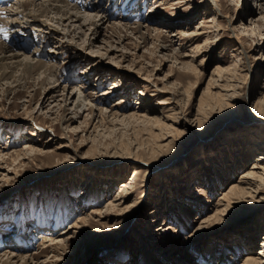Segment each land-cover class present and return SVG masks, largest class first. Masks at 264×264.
Instances as JSON below:
<instances>
[{
  "label": "rangeland",
  "instance_id": "374dc122",
  "mask_svg": "<svg viewBox=\"0 0 264 264\" xmlns=\"http://www.w3.org/2000/svg\"><path fill=\"white\" fill-rule=\"evenodd\" d=\"M89 1L108 10L97 33L94 24L77 28L81 19L65 21L68 34L50 46L39 29L13 36L34 37L32 48L56 66L44 84L36 72L10 90L0 82V232L8 233L0 263L15 252L10 263L21 264L20 249L40 252L32 264H242L250 252L263 256L264 203H234L202 221L264 151V119L253 115L264 104V0ZM12 12L0 15L24 24ZM118 17L124 28L113 27ZM224 92L236 106L219 111ZM164 95L174 102L157 104ZM84 217L66 244L47 247Z\"/></svg>",
  "mask_w": 264,
  "mask_h": 264
},
{
  "label": "bare ground",
  "instance_id": "6f19581e",
  "mask_svg": "<svg viewBox=\"0 0 264 264\" xmlns=\"http://www.w3.org/2000/svg\"><path fill=\"white\" fill-rule=\"evenodd\" d=\"M16 5H17L16 7L14 6L15 8L14 7L13 8H8V7L5 8V9H7L6 11L0 10L1 14H7L8 9L9 10L14 9V12H12V14H15L18 17L24 18V19H22V20H24V24H23L18 20V18H11L10 19L7 17H2L0 15V29H2L0 31V82L5 80L4 82H2V84H5L7 82L8 86L7 85L6 86L9 90L11 87L16 88L18 86H22L25 81H27V83H28V79L31 78L35 72L38 73L39 74L38 77L41 78L39 80V82L41 84L42 83L44 84L48 79V75L49 74L52 75L53 67L56 65H53V64L50 65L49 63L46 64L45 58L40 57L43 55V52L41 50L43 48L39 47L38 45L35 48H32L34 45H32L33 39L31 37H25V41L20 43V42L15 41V39H13L11 36H6L7 32L12 31L15 35L20 36V34L22 32H27L28 30H31V29H39V30L44 32V33H42L44 35V39H45L44 41L46 42L47 45L50 46V44L52 43L54 35H58L59 33H63V34L65 33V35L68 34V32H64V30H66L65 28L67 27V24L64 25V22L67 20L70 21L69 25H72V24H75L76 21H78V20L81 21V19H84L83 24L80 23L81 25H79V26L75 25V26L77 28H79V27L83 28V26H86L87 24H89L90 26H91V24H94L93 32L97 33L99 31V29L102 27V23H104L107 20L109 21V19H110L109 14L107 13L108 10H105V9L99 10V8H100L99 6L101 5V3H95L94 1H92L91 3L89 1L86 3L85 1H81V0H18V2L16 1ZM81 9L94 10V11H89V12H86V14L85 13L81 14L80 13ZM118 18L119 19H117V21H113V27L114 28H124L126 23H122L121 18L120 17H118ZM50 21H53V23ZM61 24L64 26L61 27L62 26ZM141 24L142 23H138V25H137L138 29H141V27H142ZM18 26H21L20 28H22V31L20 29L18 30V28H17ZM6 27H7V29L10 28V30L4 31ZM22 35L25 36L23 33H22ZM119 39H121V38H119ZM107 41H109V40L107 39ZM89 43H90L89 45H92L91 42H89ZM105 43H107V42H105ZM27 45H29V48H27ZM101 47L106 48V46H101ZM114 48L112 46L111 48H107L106 51H104V52L106 53L107 50L114 49ZM24 49L25 50L31 49L30 50L31 53H26L25 51H22ZM94 55L99 57L96 63L100 64L102 59H103V56L106 54L101 52V48H100V49L96 50V53ZM36 56H39V58H37ZM46 65H50V66H46ZM221 68H222V65L218 66L217 70H220ZM18 70H20V72ZM47 70H49L48 73H47ZM17 71H18V73H17ZM234 72H236V71H234ZM34 79H36V78H34ZM55 88H56V86H55ZM55 88H54V84H53V86H51V88H50L51 89L50 91H54ZM165 88H167V87H165ZM108 92H110V90H107L105 93H108ZM161 92L169 93L172 91H170V89H163V90H161ZM233 92H234V90H233ZM233 92L232 93L231 92L230 93H227V92L221 93L222 97H219L221 100L220 105H219L220 106L219 111H222V110L228 111V110L232 109L234 106H236V104H234V102H233L236 100ZM224 96L226 99L228 98V101H225L226 99L223 98ZM173 102H174L173 96L169 97V96L164 95L160 98V100L157 102V104H159V105H171ZM201 107H203V106H201ZM213 107L215 108V106H213ZM206 108H208V107H206ZM254 108H255V111H254L253 115L256 118L264 119V104L262 103V99H261V103L260 102L256 103ZM104 110L105 109H102V113H104V114H101V115L105 117L106 114H105ZM113 113H115V112H113ZM135 114H138V113L137 112H131L129 115H135ZM165 116H166V118L171 119L174 116V112H172L168 115H165ZM202 118L200 116L197 117V119L194 120L195 124L199 123V126L202 125V122H203ZM160 119H162V118H160ZM160 119H158V120H160ZM163 119H164V117H163ZM263 143H264L263 139H260L257 141V145L259 147V148H257L258 151L261 148L259 145L263 144ZM27 145H30V144H27ZM32 147L33 146L31 145V148ZM13 152H15V154L17 156H19L21 154L20 150H16ZM17 156H15V157H17ZM174 159H176V157ZM262 185H264V151H261L260 153H258V156L255 160V163L252 166V169L249 170V172H245L242 175V178L239 180L238 183H233L230 186L229 190L225 191L221 195V197L219 198V200L217 202L218 207L215 210L216 214L213 213L212 216L210 215L211 217L209 216L208 218H206L202 222L204 223L208 219H211V220L215 219L216 220L217 218H221L220 217L221 215H224L225 212L227 213V211L229 209H232L234 207V205H233L234 203L240 205L239 203H241V201L246 202V201L251 200V203L254 205H257L258 203L263 204L264 203V186H262ZM126 187H127V185H126ZM246 197H251V198L248 199ZM98 213H102V212H98ZM87 221H88V218L84 217L83 219H81V220L77 221L75 224H73L70 227V229L62 230L60 232L61 235L59 237L57 235L58 239H57V237L49 238V240L51 239V243H49V245H47V247L52 246L55 243L57 244V242L58 243L65 242L64 244H66V242H67L66 240L69 239V237L70 238L73 237L72 236L73 234L71 233L72 228L81 227L83 225H80L81 224L80 222H82L84 224ZM203 223H201V224H203ZM201 227H203V225H201ZM23 230L26 231V229H23ZM67 234H69V236H66ZM5 235H8V233L5 232L4 236ZM0 236L2 238V235H0ZM1 238H0V240H1ZM2 242H6V241L1 240L0 243H2ZM262 243H264V241ZM21 245L24 246V243ZM27 249H30V248H27ZM18 252H21V253H17V256H19L21 258V264H32V263H36L39 261L38 258H39L40 252H37V253L36 252L35 253L29 252L28 253V251L26 249H20V250H18ZM14 253L12 255H10V253H9L7 257H8V259L10 257V259L9 260L4 259L3 262H1L0 264H8L10 262H13L11 260V257L16 256V255H14ZM260 253L263 254V256H258L256 254H254V252H250L249 254H247L245 256V260L242 264H264V245H263ZM4 255H1L0 260L3 258ZM38 264H45V262H39Z\"/></svg>",
  "mask_w": 264,
  "mask_h": 264
}]
</instances>
